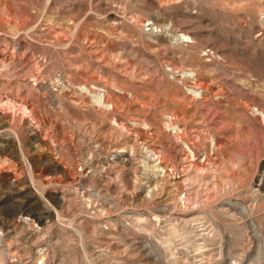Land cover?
<instances>
[{
    "label": "rangeland",
    "instance_id": "obj_1",
    "mask_svg": "<svg viewBox=\"0 0 264 264\" xmlns=\"http://www.w3.org/2000/svg\"><path fill=\"white\" fill-rule=\"evenodd\" d=\"M0 10V264H264V0Z\"/></svg>",
    "mask_w": 264,
    "mask_h": 264
},
{
    "label": "bare ground",
    "instance_id": "obj_2",
    "mask_svg": "<svg viewBox=\"0 0 264 264\" xmlns=\"http://www.w3.org/2000/svg\"><path fill=\"white\" fill-rule=\"evenodd\" d=\"M0 1H1V0H0ZM4 7H5V5H4ZM7 12H8V11H7ZM7 12H6V11H3V10H0V13H1V14H3V15H6V14L10 15V14L7 13ZM3 18H4V17H3ZM14 18H15L14 15H12V17H11V16L9 17V21L7 20V21L9 22V24H8L9 26H10V22H11V24L13 23ZM3 22H4V21H3ZM14 22H15V21H14ZM15 23H16V22H15ZM153 23H154V22H153ZM154 24H155V23H154ZM15 25H16V24H15ZM17 25H18V21H17ZM15 27H18V26H15ZM166 27H167V26H166ZM166 27H165V28H166ZM168 27H169V26H168ZM184 36L189 37V36H187V35H184ZM177 39H178V38H177ZM185 39H187V38H185ZM183 74H186V72L183 73ZM190 74H191V73H190ZM192 74H193V73H192ZM194 74H195V73H194ZM194 74H193V75H194ZM186 75H187V74H186ZM190 77H191V76H190ZM41 83H42V82H41ZM33 85H34V84H33ZM80 88H81L82 90H84V91H88V89H87L85 86H80ZM96 89H97V88H96ZM192 93H193V94H196L197 92H196L195 89H192ZM197 96H198V95H197ZM1 99H2V98H1ZM91 99H92L91 101H92L93 103H95L96 105H99V106H102V107H106V108H107V107H110V106H109V102H108V103L105 102V99H106V98L104 99V93H101L100 91H92V92H91ZM107 100H108V99H107ZM6 102L8 103V102H10V101L7 100ZM2 103H3V99H2ZM2 103H0V104H2ZM11 103H12V102H11ZM4 104H5V102H4ZM12 105H13V103H12L11 105H8V104H7V106H9V107L12 106ZM14 105H15V104H14ZM16 105H17V104H16ZM12 107H13V106H12ZM2 108H3V107H2ZM21 108H22V107H21ZM7 109H8V107H7ZM9 109H10V108H9ZM11 109L13 110V108H11ZM22 110H23V114H24V115L27 113V114H29V117H30V115H31L30 110H29L26 106H23V109H22ZM17 112H18V111H17ZM15 113H16V112H15ZM12 114H13V113H12ZM12 114H11V117L14 118L15 116H12ZM20 115H21V114H20ZM20 115H19V116H20ZM24 115H23V116H24ZM16 116H17V115H16ZM26 116H27V115H26ZM24 117H25V116H24ZM24 117H23V118H24ZM21 119H22V118H21ZM29 119H30V118H29ZM262 119H263V121H264V113H262ZM22 120H23V119H22ZM114 121H115V120H114ZM23 122H24V121H23ZM119 128H120V127H119ZM124 130H125V129H124ZM122 131H123V130H122ZM122 131H121V132H122ZM126 131H128V129H127ZM129 132H130V131H129ZM95 147H96V146H95ZM144 147H145V146H144ZM145 148H146V147H145ZM147 150H148V149H147ZM119 151H121V150H119ZM150 151H151V150H150ZM144 152H145V150H144ZM155 152H156V151H155ZM146 153H147V152H146ZM153 155H155V154H154V153L151 154V153L149 152V154H147V158L150 159V160H152V161H154V160H156V159H160V158H154ZM144 158H145V157H144ZM146 160H147V159H146ZM152 161H151V162H152ZM157 162L159 163L160 160H158ZM157 162H155V163H157ZM158 163H157V164H158ZM151 164H152V163H151ZM96 165H97V164H96ZM147 165H149V164L147 163ZM147 165H146V166H147ZM152 165H154V164H152ZM161 165H162V164H161ZM150 166H151V165H150ZM151 167H152V166H151ZM155 167H156V168H155V171H156V172L165 171V169H164L163 167L159 166V165H156ZM166 168H168V167H166ZM170 170H171V168H170ZM102 171H103V170H102ZM172 171H173V170H172ZM161 174H162V173H161ZM164 174H165V173H164ZM162 176H163V175H162ZM159 177H160V176H159ZM160 180H161V179H160ZM160 180H159V181H160ZM159 181H158V182H159ZM148 182H149V181H148ZM160 183H161V181H160ZM158 185H159V184H158ZM260 185H261V184H260ZM151 186H152V185H151ZM154 186H155V184H154ZM155 187H156V186H155ZM149 188L152 189V187H149ZM160 188H161V187H160ZM154 190H155V189H154ZM154 192H155V191H154ZM147 193H148V192H147ZM152 193H153V192H152ZM147 196H149V193L147 194ZM185 199H186V198H185ZM229 202H230V201H229ZM169 204H170V203H169ZM227 206H228V205H227ZM225 208H226V207H225ZM158 212H159V211H158ZM246 213H248V212H246ZM244 216H245V215H244ZM29 218H30L29 216H22V217H21V219H22L23 221H25V222H26V221L28 222V219H29ZM30 221H31V220H30ZM32 221H33V220H32ZM31 223H32V222H31ZM28 224H29V223H28ZM260 231H261V230H260ZM257 232H258V230H257ZM225 253H226V252H225ZM225 256H226V255H225ZM225 259H226V258H225ZM227 261H228V260H227ZM255 261H256V260H255ZM255 261H254V262H255ZM256 262H257V261H256ZM242 264H243V263H242ZM251 264H252V263H251ZM254 264H255V263H254Z\"/></svg>",
    "mask_w": 264,
    "mask_h": 264
}]
</instances>
